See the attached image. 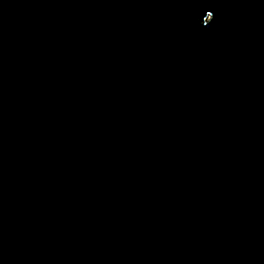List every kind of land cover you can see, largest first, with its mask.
<instances>
[{
    "label": "water",
    "instance_id": "water-1",
    "mask_svg": "<svg viewBox=\"0 0 264 264\" xmlns=\"http://www.w3.org/2000/svg\"><path fill=\"white\" fill-rule=\"evenodd\" d=\"M0 264H264V0H0Z\"/></svg>",
    "mask_w": 264,
    "mask_h": 264
},
{
    "label": "clouds",
    "instance_id": "clouds-1",
    "mask_svg": "<svg viewBox=\"0 0 264 264\" xmlns=\"http://www.w3.org/2000/svg\"><path fill=\"white\" fill-rule=\"evenodd\" d=\"M205 25H207V24H205Z\"/></svg>",
    "mask_w": 264,
    "mask_h": 264
}]
</instances>
